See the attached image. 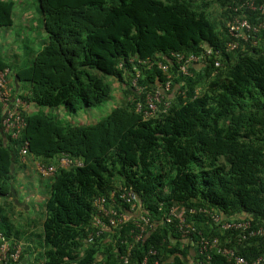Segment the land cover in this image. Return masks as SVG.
Instances as JSON below:
<instances>
[{
    "label": "trees",
    "instance_id": "1",
    "mask_svg": "<svg viewBox=\"0 0 264 264\" xmlns=\"http://www.w3.org/2000/svg\"><path fill=\"white\" fill-rule=\"evenodd\" d=\"M245 1L37 0L43 48L15 69L0 56V71L8 68L28 85L26 94L13 96L33 106L19 140L0 138V195L12 186L9 171L22 141L31 159L57 167L41 204L35 263L121 264L120 238L129 237L130 223L145 212L155 231L135 246L130 264H142L152 246L157 255L147 264H193L195 258L198 264L206 258L199 253L206 239L218 240L208 249L209 264H229L223 248L249 261L264 253V236L243 239L220 227L232 220L264 226V35L254 47L236 44L227 27L243 15L237 9ZM12 14L13 2L0 0V29L12 26ZM177 54L196 58L191 77L178 73ZM148 60L169 71L145 69ZM167 74L173 99L164 98L143 119L137 89L155 91ZM103 105L115 106L87 125L50 114ZM61 155L70 167H58ZM128 191L136 199L132 212L118 195ZM100 197L106 209L125 212L126 223L89 243L99 230L94 201ZM171 207L184 219L185 235L163 222ZM5 208L0 205V224L8 225L0 234L7 238L13 214ZM179 239L183 247L174 243Z\"/></svg>",
    "mask_w": 264,
    "mask_h": 264
},
{
    "label": "built area",
    "instance_id": "2",
    "mask_svg": "<svg viewBox=\"0 0 264 264\" xmlns=\"http://www.w3.org/2000/svg\"><path fill=\"white\" fill-rule=\"evenodd\" d=\"M229 28V33L232 36H237L242 33L244 30H249L250 26L246 22H239L238 20H233L227 24ZM259 28L264 30V25L259 26ZM255 31L256 28H253ZM162 70L166 69V66H161ZM9 74V69H3L0 71V112H1V120H0V127L2 132L6 135H9L11 139H17L18 136L21 134L25 127V120H24V111L27 108V103L19 97H11L10 90L7 87V77ZM159 95L156 94L153 97L146 96L145 104L147 106V111L152 114L153 111L156 109L155 101H158ZM138 107H142L141 104H138ZM146 112L147 114H149ZM27 143L25 142L20 150L19 155L23 160L27 155ZM61 166L67 167L69 166V159L62 158ZM40 166H38L39 168ZM41 172H45L43 168H39ZM51 170L50 168L45 172L47 174ZM113 196V194H111ZM119 199L122 203L127 204L130 207V210L133 211L135 204H134V194L132 192H126L119 195ZM105 198H98L95 200V207L97 212L104 215V217L108 220V224L111 227H116L121 225L127 218L126 214L123 212H116L114 210H108L105 208ZM199 210V212H201ZM195 209H190L189 214H195ZM173 220L176 221L174 228L178 230L180 233L185 234L187 233L184 219L180 218L177 214L173 211H170L169 216L166 219L168 224L172 223ZM216 223L219 222L218 218H214ZM142 224L136 223L138 230L131 231L129 237H126L124 241L125 249L123 254L119 256V261L121 264H130L131 258V250L135 248L137 244L144 241L147 238L148 233L147 228L152 227V223L149 217L141 218ZM97 225L100 227L103 226V222L101 219H96ZM220 227L222 230H238L242 232H246L243 234L242 238L245 239L247 237H255V236H264V228L259 227L257 229H250V223L248 221H239L238 223H221ZM246 230V231H245ZM101 231L97 232L96 235L100 234ZM89 243L93 242V238L89 237ZM222 253L227 257V260L230 264H264V253L256 258L255 260L249 261L241 256H236L233 250L223 248ZM148 255L154 256L156 251L153 248L148 249ZM202 253V252H201ZM21 255V247L20 244L12 242L10 239L4 237L0 234V264H18ZM147 257H144L142 260V264H147ZM153 264H159L158 261H154ZM196 264V262L194 263Z\"/></svg>",
    "mask_w": 264,
    "mask_h": 264
},
{
    "label": "clouds",
    "instance_id": "3",
    "mask_svg": "<svg viewBox=\"0 0 264 264\" xmlns=\"http://www.w3.org/2000/svg\"><path fill=\"white\" fill-rule=\"evenodd\" d=\"M238 11H242V13H243V15H236V16H234L233 17V20H238L239 22H246L249 26H250V29L249 30H244L242 33H240L239 35L237 34V36L235 37L234 36V38L235 39H237V41H236V44H239L240 42H243V43H246V44H250L252 47H254L255 45H256V41L258 40V38L260 37V36H262V35H264V30L263 29H261V28H259V26H263L264 25V0L262 1V3H257V2H255V0H246L245 2H244V5H242L241 7H239L238 9H237ZM237 10H235V11H237ZM250 14L251 16L249 17V18H246V15L247 14ZM252 19H254L253 21H252ZM229 23V22H228ZM227 23V24H228ZM253 28H256V30L254 31L253 30ZM230 34V33H229ZM231 35V34H230ZM235 47V45H233V47L232 48H234ZM176 63H177V65H178V73H180L183 77H185V78H187V77H191V73H190V67H192L193 66V61H195L196 60V58L193 56V55H189V56H187V57H185L183 54H177L176 55ZM144 63V65L146 66L145 67V69H147V70H149L150 68H153L154 66H156L161 72H163L164 74H166L169 70H168V68H167V65L166 64H163V63H161V62H158V61H147L146 63L145 62H143ZM162 65H164V66H166V69L165 70H162L161 69V66ZM5 69H8V68H5ZM9 76H10V70H9V74H8V77H7V87H8V89L10 90V94H11V97H16L17 95H15V96H13V94L14 93H12V91H11V89H10V87H9V81H8V78H9ZM171 79H172V77H171V75L170 74H167V78H166V81H165V83H164V86L163 87H160L159 89H156L155 91H148L147 89H143L142 87H139L137 90H138V92L140 93V94H142L143 96H142V99L141 100H143V103L142 102H140L139 104H141L142 105V107H138V105L136 106V111L137 112H139V113H142V115H143V119H145V120H148V119H150V118H152L153 116H154V114L157 112V110H158V105L159 104H161V102H162V100L164 99V98H172L173 99V93H174V91H173V93L171 92ZM16 82H17V80H16ZM133 84H134V81L132 82ZM25 94V93H24ZM156 94H158L159 95V99H158V101H155L154 103H155V106H156V109L153 111V113L152 114H150L148 111H147V106H146V104H145V98H146V96H151V97H153L154 95H156ZM17 97H19V96H17ZM19 98H21V97H19ZM22 99V98H21ZM23 100V99H22ZM25 101V100H24ZM26 102V101H25ZM27 103V102H26ZM29 103H27V108L25 109V111H24V120H25V115L28 113L27 111H28V107H29ZM168 107V104L167 103H165V108H167ZM59 109V108H58ZM83 110H85V109H83ZM103 110L105 111V109L103 108ZM88 111V113L92 116V115H94L95 113L94 112H92L93 111V109H90V110H87ZM146 112H148L149 114H147ZM78 113V112H77ZM77 113H75V114H77ZM0 115H1V112H0ZM107 115V114H106ZM25 127H26V121H25ZM25 127H24V129H25ZM24 129H23V131H24ZM22 131V132H23ZM22 132H21V134H22ZM0 133L4 136V137H6V138H8V139H10V140H12V141H17V140H19V138H20V136H21V134L18 136V138L17 139H11L10 138V136L9 135H6L5 133H3L2 132V129H1V127H0ZM27 143V149H28V142L27 141H22V144L19 146V149H18V159L20 160V161H23V158H21L20 157V155H19V150H20V148H21V146L24 144V143ZM29 158H32L31 156H30V154H29V150H28V152H27V155L25 156V159L24 160H27V159H29ZM62 158H68L66 155H61V157H60V159H59V165H58V167H60V168H68V167H70V164H71V160L69 159V166H67V167H64V166H61V163H60V161H61V159ZM78 166H81V163H78L77 164ZM38 166H40L39 168H43V170L46 172L49 168L51 169V170H49V172L47 173V174H45V172H41L40 171V169L38 168ZM56 166L55 165H44V164H41V163H39V162H37V161H35V163H34V173H35V176L36 177H38V178H43V180H45V181H47V190L49 191V188H50V186H49V184H50V179L54 176V174H55V172H56ZM42 180V179H41ZM128 192H131V191H128ZM123 193H126V192H123ZM133 193V192H132ZM111 194H113V196L114 195H116L114 192H112ZM111 194H110V196L109 197H112L111 196ZM120 194H122V193H120ZM120 194H118V195H120ZM134 194V193H133ZM100 198H105V197H100ZM134 198H135V195H134ZM98 199V198H97ZM105 200H106V198H105ZM94 203H95V201H94ZM124 204V203H123ZM134 204H135V207H134V209L137 207V205H136V199L134 200ZM125 205H127V204H125ZM190 210V209H189ZM189 210H188V213H189ZM134 211V210H133ZM170 211H173L175 214H176V211H175V208H173V207H171L169 210H168V212L164 215V217H163V222L165 223V224H168L167 222H166V219H167V217L169 216V214H170ZM132 212V211H131ZM125 213V212H124ZM101 213H99V212H97V210H96V216L94 217V221H95V223H96V219H101V221L103 222V226L102 227H100L99 225H97V223H96V225H97V227L99 228V230L97 231V232H99V231H101V233L100 234H98V235H96L97 234V232H96V234H94V235H91V236H89V237H92L93 239H95V237L97 238V237H99L100 236V238L105 234V231L106 230H111V231H114V230H117L120 226H122L124 223H126V222H123L121 225H119V226H116V227H111V226H109V224H108V220L105 218V219H102L101 218ZM178 215V214H177ZM178 216H180V215H178ZM144 217H149L150 218V221H151V223H152V227L151 228H147V233H148V235H147V238L144 240V241H142V242H146V241H148V239L150 240V235L155 231V229H154V225H155V222L151 219V217L149 216V214L148 213H141L140 215H139V217L138 218H136V219H134L131 223H130V225H131V229H130V231H128V236H129V234H130V232L131 231H136V230H138V227L136 226V223H139V225H141L142 224V222H141V218H144ZM239 222V220H232V222H230V223H238ZM175 223H176V221L175 220H173V222L172 223H170V224H168V225H172L173 227H174V225H175ZM251 226V225H250ZM133 227V228H132ZM261 227H263L264 228V226H261ZM250 229H254V228H252V227H250ZM238 231V230H237ZM246 231V230H245ZM242 235L243 234H246V232H242V231H239ZM185 235V234H184ZM89 237H88V239H89ZM261 237H263V236H261ZM8 239H10L12 242H14V243H19L20 244V247H21V255H20V260H19V262L21 261V259H22V256H23V247H22V244L20 243V241H18L17 239H15V238H13V237H11V236H9V237H7ZM126 237H122V238H120V246H121V249H120V251L118 252V259H119V256H121L122 254H123V251H124V249H125V245H124V239H125ZM251 238H259V236H255V237H251ZM245 239H250V237H247V238H245ZM180 240V239H179ZM179 240H174V243L175 244H177V243H179L180 245H181V247H183L184 246V244H182V242H181V240L179 241ZM142 242H140V243H142ZM189 242H190V249L191 250H194L195 248H196V243L195 242H191L190 240H189ZM218 242V240L217 239H213L212 241L210 240V239H206L205 241H204V243L202 244V246L199 248V253H200V255H206V258H204L205 260L203 261V262H198V264H209V261H210V257H211V255H208V249L211 247V244H216ZM139 243V244H140ZM171 244H172V242H171ZM138 245V244H137ZM136 245V246H137ZM148 249H150V248H153L155 251H156V249L152 246V247H147ZM202 252V253H201ZM234 252V251H233ZM193 252L191 251V255L193 256ZM157 255V251H156V254L154 255V256H149L148 255V252H147V255L146 256H144V257H147V261H146V263H148L149 262V257H155ZM221 255H223V256H225L223 253H222V251H221ZM236 255V254H235ZM236 256H238V255H236ZM261 256V255H260ZM131 257H132V250H131ZM143 257V258H144ZM194 257V256H193ZM226 257V256H225ZM242 257V256H241ZM143 258L141 259V263H142V260H143ZM244 258V257H243ZM131 259V258H130ZM226 259H227V257H226ZM154 261H158V259H155V260H153L152 261V264H153V262ZM228 261V260H227ZM159 262V261H158ZM196 262V258H195V260H193V264ZM19 264V263H18ZM36 264H42V263H36ZM230 264V263H229Z\"/></svg>",
    "mask_w": 264,
    "mask_h": 264
},
{
    "label": "crops",
    "instance_id": "4",
    "mask_svg": "<svg viewBox=\"0 0 264 264\" xmlns=\"http://www.w3.org/2000/svg\"><path fill=\"white\" fill-rule=\"evenodd\" d=\"M7 39L4 38L0 42V49L3 53V56H5V60H9L6 61L11 64L12 69H15L16 67H20L25 62V58H21L20 54L16 52L14 48L9 50L10 41ZM33 54L30 55V57L28 58L29 60L33 58ZM8 81L12 93L26 94L28 87L27 84L16 82V77L12 75L9 76ZM32 107L33 106L30 104L27 111L28 113L31 112ZM0 138L4 140V144L7 143L5 137L3 138L2 134H0ZM34 163L35 161L31 158L23 161H20L19 159L14 161L9 171L13 177L10 182L12 186L8 190L7 195H0V205H5V210H9L10 213L13 214V216H10L11 221H9V223L11 224V235L13 234L12 237L20 241L23 247L24 253L19 264H36L34 258L37 257V253H35V250L36 248H39V239L38 243L37 241L33 240V234L38 233V235H40L41 233L43 222L41 204L44 202L45 197L48 193L47 181L43 180V178H38L35 176ZM29 186H32L33 190L29 188ZM38 198H40V201L38 202V207H36L35 209L37 210L38 208L40 219H34L31 217L33 211L35 210L32 208V206L33 203H36L35 200H38ZM39 203H41V208L39 207ZM14 212L16 213V215H14Z\"/></svg>",
    "mask_w": 264,
    "mask_h": 264
},
{
    "label": "rangeland",
    "instance_id": "5",
    "mask_svg": "<svg viewBox=\"0 0 264 264\" xmlns=\"http://www.w3.org/2000/svg\"><path fill=\"white\" fill-rule=\"evenodd\" d=\"M13 2V14H12V26L9 28H1L0 29V42L4 38L10 41V48L15 49L16 52L20 54L21 58L28 59L30 55L33 53H37V51L43 48V42L46 41V35L43 31L42 24L40 21V15L38 12V4L37 0H10ZM7 36V37H6ZM4 42V41H3ZM5 45V44H4ZM2 54V55H1ZM0 56H3V53L0 49ZM7 60V59H6ZM9 61V60H7ZM108 82V81H107ZM115 86V93H117L118 86ZM106 105V104H105ZM101 106L97 109H93L94 115H90L87 110H80L77 114H68L65 112L63 107H60L58 110L53 109L50 113L58 117L61 123H79L83 125H87L89 123L95 122L100 118L104 117L107 113H109L110 108L105 107V111L103 110L104 106ZM44 108H42L43 110ZM33 190L32 186H29ZM36 203H33L32 208L35 209L38 207V200H35ZM41 203H39V207ZM14 215L16 213L14 212ZM34 219H40L38 208L35 209L31 215ZM7 224L2 222L0 224V230L5 231ZM33 240L38 243V233L33 234Z\"/></svg>",
    "mask_w": 264,
    "mask_h": 264
}]
</instances>
